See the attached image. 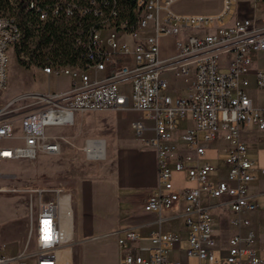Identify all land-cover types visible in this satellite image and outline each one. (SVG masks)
Listing matches in <instances>:
<instances>
[{
    "label": "built area",
    "instance_id": "built-area-1",
    "mask_svg": "<svg viewBox=\"0 0 264 264\" xmlns=\"http://www.w3.org/2000/svg\"><path fill=\"white\" fill-rule=\"evenodd\" d=\"M176 1L0 0V193L15 190L2 183L4 169L11 162L61 151L65 138L49 128L72 125L84 111H142L155 121V136L145 142L157 148L160 170L159 186L144 209L161 212L183 202L187 254L197 257L200 264L220 260L264 264V253L247 216L260 209L250 187L257 176L264 180V167L257 166L241 133L246 125L264 133V105L248 92L251 72L256 87L264 91V66H254L251 56L262 52L264 60V25L255 17L226 22L235 0H223L217 14L176 13L172 9ZM35 24L55 25L68 40L73 61L63 60V54H45L38 65L47 75L68 77L70 84L60 90H25L2 97L9 83L10 50L20 57L18 49ZM185 28L199 32L177 39L175 59H160V37L179 35ZM225 53L233 57L223 71ZM168 73L185 81L186 95L169 92ZM134 129L144 138L147 127L143 122L135 121ZM176 137L183 142L185 153ZM220 137L230 143L224 161L226 177L214 178L220 167L202 162L201 157ZM182 170L197 186H174L173 172ZM21 189L31 199L28 242L34 241L35 250L7 255L0 232V264H59L58 251L68 241L61 212L67 202L65 213L71 214V189L55 185ZM203 192L210 198L228 197L236 231L226 248L215 236L213 206L202 201ZM45 194L52 196L45 199ZM34 197L40 200L36 210ZM138 237L129 230L119 242L122 245ZM179 239L173 232H152L153 253L144 257L128 252L121 264H183L167 255Z\"/></svg>",
    "mask_w": 264,
    "mask_h": 264
},
{
    "label": "crops",
    "instance_id": "crops-1",
    "mask_svg": "<svg viewBox=\"0 0 264 264\" xmlns=\"http://www.w3.org/2000/svg\"><path fill=\"white\" fill-rule=\"evenodd\" d=\"M250 1L244 0L243 3L247 4ZM172 9L180 14H217L223 9V0H177L173 3ZM250 14V11L236 7V14H232L231 11L226 22L232 23L234 19L248 17ZM258 23L264 25V20L261 19ZM211 30L213 29H206L205 32ZM196 32L199 31L185 28L179 35H162L160 59H175L178 54L177 39L186 38L188 34ZM172 39L175 40L173 44ZM251 56L263 58V53H253ZM232 57L231 53L222 55V68L227 69ZM256 64L254 61V66ZM168 77L170 93L174 95L188 93L187 84L183 79L171 73H168ZM14 93L16 92H8L6 95L10 96ZM255 101L260 103L258 100ZM116 111L119 114L118 127L114 136L107 140L113 169L109 174L87 176L77 182L70 203L71 214L66 215L61 212V223L67 232L68 241L58 251L59 264H121L128 252L140 253L148 257L153 253L151 234L155 231L173 232L180 236L179 241L168 248L167 255L171 260H179L183 264H200L197 257L187 254L188 228L183 213V202L161 212L144 209L148 197L160 183L158 150L152 144L145 142V139L150 140L155 136L154 119L148 117L145 112L133 109ZM137 120L147 127L144 138L132 134L134 122ZM147 120L151 123L147 124ZM189 123L192 124L190 120ZM146 133L150 135L146 136ZM241 133L250 155L257 161V166L264 167V162H260L256 155L260 144L264 149V133L252 125L243 126ZM224 139L220 137L208 145L205 155L215 148L219 150V142ZM176 141L179 142L180 151L185 153L187 150L183 142L178 137ZM229 147L230 143L225 147L226 154ZM205 155L204 158L201 157L202 162L214 163L212 158H205ZM194 163L195 161L191 164ZM220 169L214 178L226 177L224 166ZM177 175L182 176L189 183L183 188L197 186L196 181L188 178L186 170L174 171L173 183ZM250 191L256 196L260 209L247 216L252 220V227L256 231L260 252L264 253V180L257 176L251 184ZM227 200L226 196L217 199L210 198L206 192L202 195V201L213 206L215 236L220 239L223 248L227 247L228 238L236 231L231 223L234 213L226 203ZM65 204L64 207H67V202H64ZM129 230L138 233L139 237L121 245L119 239L124 238ZM214 264L227 263L220 260Z\"/></svg>",
    "mask_w": 264,
    "mask_h": 264
},
{
    "label": "rangeland",
    "instance_id": "rangeland-1",
    "mask_svg": "<svg viewBox=\"0 0 264 264\" xmlns=\"http://www.w3.org/2000/svg\"><path fill=\"white\" fill-rule=\"evenodd\" d=\"M243 2L244 0H235L232 14H236V7H241V9L251 12L248 17L255 15L257 19H260L258 22H261V19L264 20V0H251L247 4ZM173 41L175 40L172 39V44ZM253 60L260 67L264 66L262 56H253ZM222 70L226 71L224 68ZM249 78L248 92L262 106L264 104V91L256 87L253 72L250 73ZM69 84L70 79L68 77L47 75L40 70L38 62L33 58L22 53L17 59L14 51L10 50L9 83L1 96L6 97L8 92L19 93L25 90H60L68 87ZM146 122L147 124L151 123L149 120ZM118 123L119 114L116 110L80 112L77 114L74 124L49 128V131L65 138L60 152L41 154L37 159L16 160L5 167L2 183L6 187L15 188V190L0 193V232L4 243V253L15 256L22 252L27 254L35 250L34 241L28 242L31 199L29 193L21 188L31 185L64 186L70 188L73 194L75 186L81 178L109 174L113 169V163L107 140L116 133ZM132 134L136 136L134 128ZM149 135L150 133H146V136ZM94 139H104L106 151L103 157H90L84 150L87 145L86 142ZM228 143L225 139L221 140L219 142L220 149L215 148L209 151L205 158H212L213 164L223 168L226 158L225 147ZM256 155L260 162H264V149L261 144ZM186 184L189 183L182 176L177 175L176 179L174 178L175 187L183 188ZM51 196V194H45L44 198L49 199ZM39 203L40 200L34 197L35 210L38 209ZM26 260L32 262L33 258L28 257Z\"/></svg>",
    "mask_w": 264,
    "mask_h": 264
},
{
    "label": "trees",
    "instance_id": "trees-1",
    "mask_svg": "<svg viewBox=\"0 0 264 264\" xmlns=\"http://www.w3.org/2000/svg\"><path fill=\"white\" fill-rule=\"evenodd\" d=\"M24 53L35 61L40 62L45 54L59 55L65 61H73L74 55L69 47V42L61 34L59 27L55 25L39 26L35 24L32 30H28L25 40L18 49L19 56Z\"/></svg>",
    "mask_w": 264,
    "mask_h": 264
},
{
    "label": "bare ground",
    "instance_id": "bare-ground-1",
    "mask_svg": "<svg viewBox=\"0 0 264 264\" xmlns=\"http://www.w3.org/2000/svg\"><path fill=\"white\" fill-rule=\"evenodd\" d=\"M104 142H105L104 139L88 140L86 142L87 145L84 148V150L87 152L88 156L90 157H103L105 154V143ZM64 206H66V204L65 205L63 204V207H62V212H64L65 214L66 207Z\"/></svg>",
    "mask_w": 264,
    "mask_h": 264
}]
</instances>
